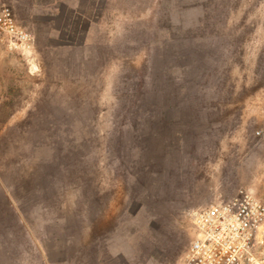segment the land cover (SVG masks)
Instances as JSON below:
<instances>
[{"label":"rangeland","instance_id":"obj_1","mask_svg":"<svg viewBox=\"0 0 264 264\" xmlns=\"http://www.w3.org/2000/svg\"><path fill=\"white\" fill-rule=\"evenodd\" d=\"M5 6L0 264H185L197 210L264 202V0Z\"/></svg>","mask_w":264,"mask_h":264},{"label":"built area","instance_id":"obj_2","mask_svg":"<svg viewBox=\"0 0 264 264\" xmlns=\"http://www.w3.org/2000/svg\"><path fill=\"white\" fill-rule=\"evenodd\" d=\"M0 41L31 51L33 34L12 10L0 9ZM264 202L250 191L215 201L193 216V237L185 264H264Z\"/></svg>","mask_w":264,"mask_h":264}]
</instances>
